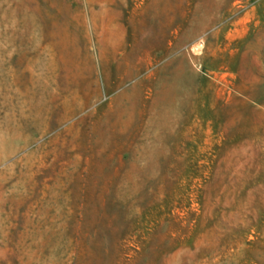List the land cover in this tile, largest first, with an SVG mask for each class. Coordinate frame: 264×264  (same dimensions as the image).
I'll use <instances>...</instances> for the list:
<instances>
[{"label":"rangeland","instance_id":"obj_1","mask_svg":"<svg viewBox=\"0 0 264 264\" xmlns=\"http://www.w3.org/2000/svg\"><path fill=\"white\" fill-rule=\"evenodd\" d=\"M0 264H264V0H0Z\"/></svg>","mask_w":264,"mask_h":264}]
</instances>
